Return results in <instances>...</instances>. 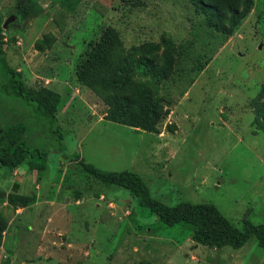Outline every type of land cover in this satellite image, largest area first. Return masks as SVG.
I'll use <instances>...</instances> for the list:
<instances>
[{"label":"rangeland","instance_id":"obj_1","mask_svg":"<svg viewBox=\"0 0 264 264\" xmlns=\"http://www.w3.org/2000/svg\"><path fill=\"white\" fill-rule=\"evenodd\" d=\"M19 1L0 0L4 22L12 19L4 59L31 96L58 83L66 150L56 151L57 135L32 105L0 92V121L14 109L34 122L30 145L49 152L40 174L0 163V264H264L254 237L237 250L196 244L189 226H165L127 190L99 184L68 159L79 153L103 172H134L169 206L210 203L237 228L245 218L264 225V118L256 110L264 106V0H251L226 34L204 26L192 0H26L23 16ZM100 39L107 49L87 60L93 71L96 63L110 69L96 93L77 82L75 65ZM180 47L187 59H176ZM164 60L162 75L155 70ZM135 86L163 99L155 127L108 119L142 117L122 106ZM16 195L35 202L20 208Z\"/></svg>","mask_w":264,"mask_h":264},{"label":"trees","instance_id":"obj_2","mask_svg":"<svg viewBox=\"0 0 264 264\" xmlns=\"http://www.w3.org/2000/svg\"><path fill=\"white\" fill-rule=\"evenodd\" d=\"M195 10L198 14L203 16L205 23L204 26L213 32L219 34H226L229 32V27L235 26L239 18H243L249 11L251 6V0H192ZM27 4L26 0H20L17 5V15L23 16L22 7ZM25 15V13H24ZM3 16L0 13V92L6 96L22 100L28 105L33 106V112L38 120L45 121L50 124L51 134H56L59 139L58 147L56 151L63 154L66 150L62 145L63 133L58 126L56 119V112L59 105L60 95L52 90L45 89L42 91V95L31 96L24 90V84L21 79V73L13 70L8 66L4 59V38H3ZM204 28V27H203ZM204 28L205 31H208ZM222 40V39H219ZM108 43V40L106 39ZM107 46L104 40L100 39L97 43L91 44L90 49L80 54V60L75 65L76 80L79 83L87 84L91 83L95 88V84L99 83V74L109 71L110 67H104L102 70L97 69V63L95 64V71L91 68L90 62L87 60L93 54L98 53L101 50H106ZM184 47L177 48L176 59H187V53H180ZM188 51V49H185ZM112 59V51L109 52ZM181 55V57H180ZM201 58L202 54H196ZM164 58H167L163 54ZM132 58V57H131ZM129 58V59H131ZM119 59V58H118ZM182 61V60H181ZM162 67L156 68L155 71L165 73V69L168 67L166 60L163 61ZM124 67L133 71L136 67H128V64L123 59L121 62ZM127 64V65H126ZM166 66V67H165ZM92 70L90 71L89 70ZM159 76V80H162L165 76ZM119 83H114L119 88ZM124 85V84H121ZM97 93V90L95 88ZM134 92L136 96L131 99H121L122 106L127 109V112H134L137 109L142 117L133 119L118 118L111 116L110 122L121 121L123 125L130 127H136L133 123L137 119L149 122L150 126L155 127L161 112L163 109V99L158 97L154 93H144L135 86ZM4 107L0 106V114L3 116ZM11 111L10 109H7ZM256 110L258 115L264 118V106L262 109L257 105ZM125 111V110H124ZM11 114L6 117L8 122L0 121V163L8 171L15 170L21 165H26L28 169L37 174L42 173L46 169L48 150L41 146H31L30 142L33 141L34 135L28 134V129L34 124L30 120L22 121L21 118L16 119L17 111L14 109ZM13 113V114H12ZM31 113V112H30ZM6 115V114H5ZM115 117V118H113ZM16 121H10L14 120ZM127 120L128 123H125ZM40 123L39 125H41ZM16 157V161L12 165H8L5 161V157ZM72 162H78L83 171L102 185H115L122 189L127 190L130 196L137 201L139 207L148 210L154 214L157 219L167 227H173L176 225H186L191 228V240L206 247H231L234 250L242 248L250 237H254L258 246L264 251V225L253 224L245 218L242 220V226L240 228L235 227L232 223L218 210V208L210 203H179L174 206L164 204L150 194V190L143 178L131 171L124 170L120 172H103L92 164L86 163L80 158L79 153H74L68 157ZM13 189L17 190L18 185L15 183ZM35 202V195H16V205L20 208H26Z\"/></svg>","mask_w":264,"mask_h":264},{"label":"crops","instance_id":"obj_3","mask_svg":"<svg viewBox=\"0 0 264 264\" xmlns=\"http://www.w3.org/2000/svg\"><path fill=\"white\" fill-rule=\"evenodd\" d=\"M50 86H51V88H52V89H50V90H52V91H54V92H57V91L54 90V89H56L57 86H58V83H57L56 81L51 82ZM57 93H58V92H57Z\"/></svg>","mask_w":264,"mask_h":264},{"label":"water","instance_id":"obj_4","mask_svg":"<svg viewBox=\"0 0 264 264\" xmlns=\"http://www.w3.org/2000/svg\"><path fill=\"white\" fill-rule=\"evenodd\" d=\"M10 21H12V19L11 18H8L4 23H3V28H5L6 27V25L10 22Z\"/></svg>","mask_w":264,"mask_h":264}]
</instances>
